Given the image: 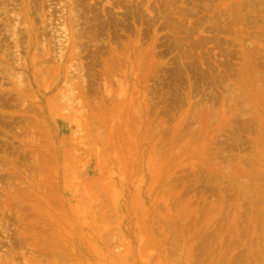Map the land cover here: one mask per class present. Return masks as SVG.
<instances>
[{"label": "rangeland", "instance_id": "1", "mask_svg": "<svg viewBox=\"0 0 264 264\" xmlns=\"http://www.w3.org/2000/svg\"><path fill=\"white\" fill-rule=\"evenodd\" d=\"M0 264H264V0H0Z\"/></svg>", "mask_w": 264, "mask_h": 264}]
</instances>
